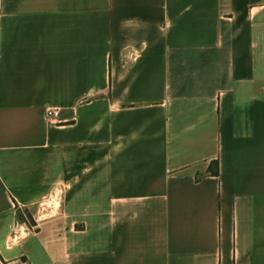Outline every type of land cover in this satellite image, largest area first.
<instances>
[{
  "label": "crops",
  "instance_id": "crops-1",
  "mask_svg": "<svg viewBox=\"0 0 264 264\" xmlns=\"http://www.w3.org/2000/svg\"><path fill=\"white\" fill-rule=\"evenodd\" d=\"M0 264H264V0H0Z\"/></svg>",
  "mask_w": 264,
  "mask_h": 264
},
{
  "label": "built area",
  "instance_id": "built-area-1",
  "mask_svg": "<svg viewBox=\"0 0 264 264\" xmlns=\"http://www.w3.org/2000/svg\"><path fill=\"white\" fill-rule=\"evenodd\" d=\"M60 116L58 109L50 108L46 113L47 120L51 123H57ZM63 192L61 190L56 191L46 202L40 205V210L46 212V209L52 207H58L61 204Z\"/></svg>",
  "mask_w": 264,
  "mask_h": 264
},
{
  "label": "trees",
  "instance_id": "trees-1",
  "mask_svg": "<svg viewBox=\"0 0 264 264\" xmlns=\"http://www.w3.org/2000/svg\"><path fill=\"white\" fill-rule=\"evenodd\" d=\"M218 169H219V168H218V163L215 162V163H214V167H213V164H212V166H211V173H212L214 176H218V175H219V170H218ZM27 215H29V214H27ZM20 219L25 220V219H24V216H21Z\"/></svg>",
  "mask_w": 264,
  "mask_h": 264
},
{
  "label": "rangeland",
  "instance_id": "rangeland-1",
  "mask_svg": "<svg viewBox=\"0 0 264 264\" xmlns=\"http://www.w3.org/2000/svg\"><path fill=\"white\" fill-rule=\"evenodd\" d=\"M49 213H51V212L49 211ZM28 214H29V215H26V216L24 217V219L31 223L33 218H32L31 213H28ZM44 214H48V212L46 211Z\"/></svg>",
  "mask_w": 264,
  "mask_h": 264
}]
</instances>
